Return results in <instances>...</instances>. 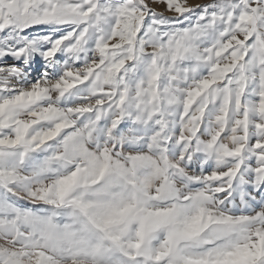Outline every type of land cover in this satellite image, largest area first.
Instances as JSON below:
<instances>
[{
  "label": "snow or ice",
  "instance_id": "1",
  "mask_svg": "<svg viewBox=\"0 0 264 264\" xmlns=\"http://www.w3.org/2000/svg\"><path fill=\"white\" fill-rule=\"evenodd\" d=\"M0 264H264V0H0Z\"/></svg>",
  "mask_w": 264,
  "mask_h": 264
},
{
  "label": "rangeland",
  "instance_id": "2",
  "mask_svg": "<svg viewBox=\"0 0 264 264\" xmlns=\"http://www.w3.org/2000/svg\"><path fill=\"white\" fill-rule=\"evenodd\" d=\"M191 2L199 3V2H205V0H191Z\"/></svg>",
  "mask_w": 264,
  "mask_h": 264
}]
</instances>
